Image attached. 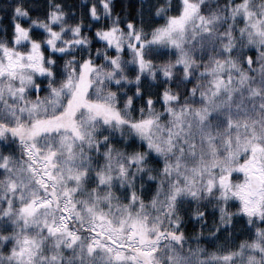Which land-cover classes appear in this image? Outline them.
I'll use <instances>...</instances> for the list:
<instances>
[{"label": "snow or ice", "instance_id": "obj_1", "mask_svg": "<svg viewBox=\"0 0 264 264\" xmlns=\"http://www.w3.org/2000/svg\"><path fill=\"white\" fill-rule=\"evenodd\" d=\"M0 264H264V0H0Z\"/></svg>", "mask_w": 264, "mask_h": 264}]
</instances>
